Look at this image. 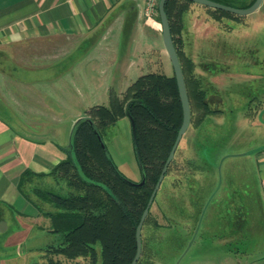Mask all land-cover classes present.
<instances>
[{
	"label": "rangeland",
	"instance_id": "rangeland-1",
	"mask_svg": "<svg viewBox=\"0 0 264 264\" xmlns=\"http://www.w3.org/2000/svg\"><path fill=\"white\" fill-rule=\"evenodd\" d=\"M210 1L245 9L255 0ZM221 17V13L196 4H191L184 15L182 50L193 62L192 73L199 81V90L205 91L211 106L222 113L208 116L199 126L192 123L176 149L174 163L149 209L144 230L146 257L154 264H167V256L170 264H245V257L237 253L250 255L253 249L252 243L227 242L221 236L242 213L238 205H254L260 193L258 184L243 172L247 169L240 166L247 164L251 152L264 144V114L257 119V111L264 108V0L249 15ZM155 42L164 50L161 35ZM146 43L154 44V39ZM97 58V51H93L73 67L62 80L65 88L41 84L33 89L35 95L50 98L45 104L50 113L61 111L56 114L66 127V146L72 118L82 117L84 109L108 107L111 97L122 98L141 75L173 73L167 55L165 66L160 65L158 56L148 55V64L124 70L106 67L101 60L96 64ZM248 112L256 116L253 123L245 118ZM102 141L117 171L129 182L140 184L142 174L129 119L120 118L110 126ZM203 162L213 166L214 172L205 173L192 166ZM242 175L248 182L241 188L235 178ZM190 180L198 182V191L188 190ZM48 184L53 187L51 180ZM248 211L244 209V214ZM49 227L47 219L32 224L5 211L0 220V264H41L44 250L61 243V237L50 233ZM57 259L62 264H88L82 258Z\"/></svg>",
	"mask_w": 264,
	"mask_h": 264
},
{
	"label": "crops",
	"instance_id": "crops-1",
	"mask_svg": "<svg viewBox=\"0 0 264 264\" xmlns=\"http://www.w3.org/2000/svg\"><path fill=\"white\" fill-rule=\"evenodd\" d=\"M143 10V0H0V220L5 211L32 224L44 218L20 193V179L30 172L29 184H48L49 178L36 176L48 175L66 158L61 111L50 113L45 105L50 98L35 95V86L65 88L61 83L68 72L93 51L99 57L94 62L101 60L106 67L143 65L148 55L166 65V53L155 42L160 23L145 19ZM149 39L154 44H147ZM263 114L261 107L257 119ZM80 118H72L70 127ZM250 155L240 168L247 169L243 172L260 193L254 205H247L251 227L241 242L253 245L251 254L244 255L245 264H264V144ZM207 165L213 173L214 167ZM235 180L241 188L248 182L243 175ZM197 187L191 181L188 190Z\"/></svg>",
	"mask_w": 264,
	"mask_h": 264
},
{
	"label": "trees",
	"instance_id": "trees-1",
	"mask_svg": "<svg viewBox=\"0 0 264 264\" xmlns=\"http://www.w3.org/2000/svg\"><path fill=\"white\" fill-rule=\"evenodd\" d=\"M191 4L194 3L187 0H168L164 6L189 101V127L192 123L199 126L208 116L222 113L219 108L211 106L205 91L199 90V81L192 73L193 62L182 50L183 19ZM213 10L221 13V18L235 16ZM157 20L159 22L158 17ZM85 114V120L74 131L72 148L65 149L66 158L48 175L36 176L49 178L53 187L50 184L32 186L28 183L33 176L30 172H25L20 179L22 196L49 220V232L61 237L59 245L48 246L44 250L41 264H62L57 257L68 261L82 258L88 260V264H130L136 253L137 225L182 123L174 74L141 75L127 88L122 98L111 97L108 107L92 106ZM252 115L251 112L246 113L247 119L251 120ZM123 117H128L134 125L135 153L144 177L142 186L125 179L101 146L106 130ZM173 163L174 158L165 177ZM200 164L192 166L209 173L207 163ZM247 205H238L237 210L242 213L237 214L230 229L223 231L221 238L227 242L242 243L241 237L249 234V211L244 214ZM149 218L150 210L141 228V255L136 264H154L146 257L144 239ZM237 255H248V252L240 251ZM166 259L170 264L168 256Z\"/></svg>",
	"mask_w": 264,
	"mask_h": 264
},
{
	"label": "water",
	"instance_id": "water-1",
	"mask_svg": "<svg viewBox=\"0 0 264 264\" xmlns=\"http://www.w3.org/2000/svg\"><path fill=\"white\" fill-rule=\"evenodd\" d=\"M168 0H159L158 2V18H159V22H160V35H161V39H162V44H163V48L164 51L167 55V58L170 62L175 80H176V84H177V88H178V94H179V98H180V102H181V108H182V123L180 126V129L176 135L175 141L173 143V146L171 147V150L168 154V157L165 161V164L163 166V169L158 177V180L155 184V187L149 197V200L147 202V205L141 215L140 221L137 225L136 228V233H135V240H136V253L135 256L132 260V262L130 264H136L140 258L141 255V228L143 226V223L146 219V216L149 212V209L153 203V200L155 198L156 193L159 190V187L161 185V182L166 174V171L168 169V166L170 164V162L172 161V159L174 158V154L175 151L181 141V138L183 137V135L185 134V132L187 131L189 124H190V118H191V114H190V107H189V101H188V97H187V93H186V88H185V83H184V79H183V74H182V70H181V66H180V62L177 56V53L175 51L173 42H172V38H171V34H170V28H169V22L166 16V13L164 11V6L165 3ZM190 1L196 5H200V6H204L210 9H216V10H220V11H224L227 13H231L233 15L236 16H246L249 15L253 12H255L258 7L260 6L262 0H255L249 7L245 8V9H234L225 5H221L218 4L216 2L210 1V0H187ZM125 112H127V105L125 107ZM85 120V118H80L77 119L72 127H71V133H70V137H69V145L66 148H72V137L74 134V131L76 129V127L78 126V124ZM132 137H133V141H134V145H135V129H134V125L132 123ZM102 149L104 152H107L104 145L102 144ZM144 183V177H142V182L140 184H136V186H142Z\"/></svg>",
	"mask_w": 264,
	"mask_h": 264
},
{
	"label": "built area",
	"instance_id": "built-area-1",
	"mask_svg": "<svg viewBox=\"0 0 264 264\" xmlns=\"http://www.w3.org/2000/svg\"><path fill=\"white\" fill-rule=\"evenodd\" d=\"M144 10L143 16L147 20H153L158 17V2L159 0H143Z\"/></svg>",
	"mask_w": 264,
	"mask_h": 264
},
{
	"label": "flooded vegetation",
	"instance_id": "flooded-vegetation-1",
	"mask_svg": "<svg viewBox=\"0 0 264 264\" xmlns=\"http://www.w3.org/2000/svg\"><path fill=\"white\" fill-rule=\"evenodd\" d=\"M125 107H126V105H125ZM125 107H124V111H125ZM125 113H127V112H125ZM83 116H84V118H86V114L84 113L83 114ZM82 118V117H81ZM128 118V117H127ZM129 119V118H128ZM129 121H130V124H131V129H132V121L129 119ZM190 125V124H189ZM189 128V127H188ZM132 139H133V137H132ZM133 144H134V141H133ZM104 145V144H103ZM135 146V145H134ZM135 148V147H134ZM176 152V151H175ZM175 155V154H174ZM173 160V159H172ZM171 163V162H170ZM169 167V166H168ZM167 172V171H166ZM165 177V176H164ZM164 179V178H163ZM163 181V180H162ZM162 183V182H161ZM161 186V185H160ZM160 188V187H159ZM157 194V193H156ZM156 196V195H155Z\"/></svg>",
	"mask_w": 264,
	"mask_h": 264
}]
</instances>
